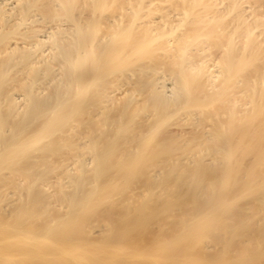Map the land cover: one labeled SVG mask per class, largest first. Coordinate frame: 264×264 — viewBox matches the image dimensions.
Here are the masks:
<instances>
[{
    "label": "bare ground",
    "instance_id": "6f19581e",
    "mask_svg": "<svg viewBox=\"0 0 264 264\" xmlns=\"http://www.w3.org/2000/svg\"><path fill=\"white\" fill-rule=\"evenodd\" d=\"M0 264H264V0H0Z\"/></svg>",
    "mask_w": 264,
    "mask_h": 264
}]
</instances>
